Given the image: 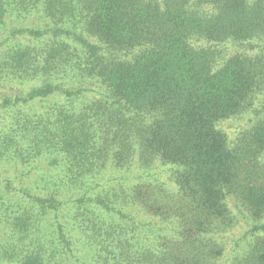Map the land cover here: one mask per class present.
Instances as JSON below:
<instances>
[{"label": "trees", "instance_id": "1", "mask_svg": "<svg viewBox=\"0 0 264 264\" xmlns=\"http://www.w3.org/2000/svg\"><path fill=\"white\" fill-rule=\"evenodd\" d=\"M0 32V163L44 164L0 181V264H264V0H0Z\"/></svg>", "mask_w": 264, "mask_h": 264}, {"label": "rangeland", "instance_id": "2", "mask_svg": "<svg viewBox=\"0 0 264 264\" xmlns=\"http://www.w3.org/2000/svg\"><path fill=\"white\" fill-rule=\"evenodd\" d=\"M27 15V16H26ZM24 17H22V20L24 21L22 24L31 26V27H37L40 23L41 13L37 10L33 11L32 13L26 14ZM14 24H17V20L14 19ZM1 35V32H0ZM4 35V34H3ZM6 91V90H4ZM5 92H0V96L4 95ZM238 121H227L222 124H220L221 128L225 129L228 133V136L230 138H233L236 136V127L239 126ZM244 125L245 122H242ZM241 124V125H242ZM44 164H33V165H16L13 168L8 167L7 165L0 163V181L7 182V180H11L14 185H12V191L15 194V192L20 191L28 184L31 183V180L36 179V177L44 170L43 169ZM232 210H235V206L233 203H231ZM0 214L5 212V209L0 208ZM239 226H237L232 232L226 234L224 236L225 244H226V252L225 257L223 260H227L230 256V254H233L236 250L244 249L247 247V245L250 242V239L246 236L248 235L247 232L252 230L253 223L246 218L245 216H240ZM1 227V222H0ZM238 246V248H237ZM225 263H228L226 261H223Z\"/></svg>", "mask_w": 264, "mask_h": 264}]
</instances>
